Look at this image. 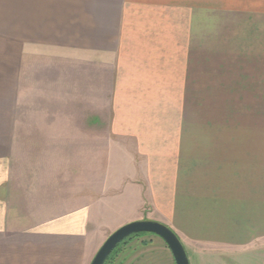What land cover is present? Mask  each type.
I'll list each match as a JSON object with an SVG mask.
<instances>
[{
    "label": "crops",
    "instance_id": "0c3cea01",
    "mask_svg": "<svg viewBox=\"0 0 264 264\" xmlns=\"http://www.w3.org/2000/svg\"><path fill=\"white\" fill-rule=\"evenodd\" d=\"M10 15L0 264H90L140 220L180 241L188 226L211 245L264 243L261 185L197 195L198 181L245 171L240 153L198 154L183 135L213 51V0H12Z\"/></svg>",
    "mask_w": 264,
    "mask_h": 264
},
{
    "label": "rangeland",
    "instance_id": "374dc122",
    "mask_svg": "<svg viewBox=\"0 0 264 264\" xmlns=\"http://www.w3.org/2000/svg\"><path fill=\"white\" fill-rule=\"evenodd\" d=\"M11 11L12 0H0V34H12ZM213 11V51L208 69L199 66L198 95L192 96V112L187 113L183 135L197 141L192 146H197L198 154L240 153L245 171L240 169L236 176L224 175L208 184L198 181L197 195L204 194L203 185L220 188L221 193L230 185L231 194L261 185L264 199V0H213ZM5 43L0 41V55L12 51ZM186 99L189 102V97ZM235 141L240 144L233 145ZM182 230L176 232L190 264H264L263 242L246 249L229 248L193 239L196 234L189 232L188 226ZM109 264L174 261L165 243L149 234L122 245Z\"/></svg>",
    "mask_w": 264,
    "mask_h": 264
},
{
    "label": "water",
    "instance_id": "95a60500",
    "mask_svg": "<svg viewBox=\"0 0 264 264\" xmlns=\"http://www.w3.org/2000/svg\"><path fill=\"white\" fill-rule=\"evenodd\" d=\"M139 233H148L160 238L167 246L174 264H190L178 236L166 225L152 220L130 222L113 231L96 251L90 264H104L117 245L126 238Z\"/></svg>",
    "mask_w": 264,
    "mask_h": 264
},
{
    "label": "trees",
    "instance_id": "16d2710c",
    "mask_svg": "<svg viewBox=\"0 0 264 264\" xmlns=\"http://www.w3.org/2000/svg\"><path fill=\"white\" fill-rule=\"evenodd\" d=\"M145 235H149L148 233H139V234H134L128 238H126L125 240H123L119 245H117V247L113 250V252L110 254V256L107 258V260L105 261L104 264H109L111 262V260L115 257V254L116 252L119 250V248L122 246V245H125L127 243H129L131 240L133 239H137V238H140V237H143ZM152 235V234H150Z\"/></svg>",
    "mask_w": 264,
    "mask_h": 264
}]
</instances>
